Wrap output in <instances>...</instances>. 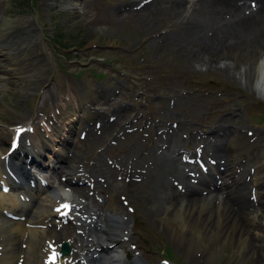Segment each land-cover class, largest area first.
Instances as JSON below:
<instances>
[{"label":"rangeland","instance_id":"obj_1","mask_svg":"<svg viewBox=\"0 0 264 264\" xmlns=\"http://www.w3.org/2000/svg\"><path fill=\"white\" fill-rule=\"evenodd\" d=\"M137 1L81 0L77 2L78 8L75 10L67 5L71 0H0L4 18L33 17L37 28L35 32L42 37V43L36 42L34 50L27 53L28 60H34L31 65L35 66L36 74L28 81L16 80L10 92L0 96V108L10 109L8 114H0V129L7 128L12 121H18L16 118L20 114L33 110L38 116L51 113L52 105L60 102L69 82L73 81L67 77L79 79L76 85L78 90L81 81L92 91L103 90L104 98L96 100L93 107L106 113L107 118L112 117L114 122L108 123V128L101 130L99 136L78 142V149L67 158L73 161V164L67 165H74V170L80 169L84 173V179L90 180L86 183L81 181L82 185L72 189L82 194L87 193L98 204V198H102V195L109 196L116 191L121 199H117V202H122L125 206L123 209L131 228V244L137 246L143 262L152 264L169 255L167 259L170 258L176 264H210L197 257L202 250L193 249L191 254L182 250L155 216L163 204V185L171 182V178L167 179V176L177 173V169L173 167L171 171H167L172 162V150L175 146L183 147L186 143L192 147L199 143L194 141V135H191V140L187 133H195L205 120L213 122L219 119L225 125L234 124L241 130L249 129L250 133L264 137V91L260 93L255 88L248 67L241 69L245 65L250 67L251 57L255 54L248 44H244L235 54V64L230 59L231 64L223 63L219 61V56L206 54L203 51L204 42L208 40L213 47L219 45L214 40L216 36L211 39L206 36L211 35L210 32L214 29H210L212 22L208 20L211 18L208 16V19L203 9L197 8L198 4L185 17L175 11H166L168 5L163 9L164 3L159 10L152 11L149 8L148 12L141 13L140 9L133 6ZM152 1L158 0H150ZM165 2L169 4L171 1ZM187 5L190 6L191 3L186 2L184 8ZM78 9L81 10L80 14L77 13ZM246 34L253 41L260 39L254 28L249 29ZM187 35L197 39L176 44L179 37ZM226 65L228 67L225 68ZM40 67H43L42 71H38ZM109 76H114L118 82ZM72 83L76 84L75 81ZM91 94L90 91L89 95ZM118 107L125 108L118 113ZM227 117L235 120V123L226 122ZM178 122L188 124L187 128H182L179 124V138L172 128V124ZM101 128L102 126L99 129ZM3 132L9 131L3 128ZM1 137L3 133L0 130ZM0 140L4 148V143ZM262 151L256 184L264 186V146ZM111 161L115 162V167L111 168L119 174V178H115L113 172L109 177L106 172ZM141 168L146 169L150 175L149 179H145L147 186L143 185L142 177H138ZM164 169L167 171L166 176L165 173L163 175ZM119 170H124V173L136 170L134 176L141 180L134 182L135 185L125 183L122 179L125 174L120 175L122 172L119 173ZM162 177L166 180L165 183H162ZM99 178L106 181L98 183ZM47 179L52 178L48 176ZM52 181L54 182L53 179ZM258 188L264 190V187ZM92 226L89 224V231L95 234L96 228ZM67 229L70 232L72 230L71 227ZM78 236L81 237L82 233H78ZM202 236L205 237L204 234ZM190 237L186 233L185 243L190 241ZM19 240L20 235L17 236V245ZM36 240L30 247V259L35 258L34 262L40 260L44 247L40 238ZM208 241L207 252H216L214 258L217 261L214 259V264H264V225L257 227L254 234L250 233L248 245L251 243V249L237 251L234 230L227 238L214 237L212 241Z\"/></svg>","mask_w":264,"mask_h":264},{"label":"bare ground","instance_id":"obj_2","mask_svg":"<svg viewBox=\"0 0 264 264\" xmlns=\"http://www.w3.org/2000/svg\"><path fill=\"white\" fill-rule=\"evenodd\" d=\"M76 1L77 0H71V2L67 3V5L74 6V3ZM165 1H171V2L167 4V2ZM138 2L139 1L133 4L137 5L139 4ZM186 2L187 4L190 2L191 5L190 6L187 5L184 8ZM162 3L165 4L163 5V9H165L164 7L168 5L166 8V11H170V12L175 11V13H179V14L181 13L185 17L187 14H189V12H193L195 10L194 9L195 5L198 4L197 8L203 9L204 10L203 12L207 17L209 16L210 18L212 17L214 19H219V22H218V24L220 23L219 32H218V28H215L214 31L210 32L212 33L211 35H206V36H209L210 39L213 36H216V39L214 40L218 42L219 47L217 46L213 47V45H209L208 40H207L206 42H204L205 46L203 47V51L206 54L208 53V55L212 54V56L214 57L219 56L220 62H223V63L228 62L229 64L231 63L235 64L234 63L235 54L238 52V50L242 49L244 44H248L251 52L254 53L255 55L251 57L252 59L250 62V67L247 65L245 66L241 65L242 66L241 69L248 67L247 70L249 72V75L253 77L252 80L254 81V86L256 88L257 87L264 88V0H158V1H152L150 3H147V5L141 6L140 12L141 13L148 12L149 8H152L151 9L152 11H156V9L159 10L161 9ZM161 14L162 13H160V15ZM251 28H254L257 30L258 32L257 37H259L260 39H257V40L255 39L256 41H253L248 38L246 32ZM184 36L179 37L177 39L176 41L177 45H181L182 41L183 42L189 41V40L194 41V39H197L196 37L192 35L191 37H189L188 35L187 37H184ZM177 37H178V34H177ZM41 38L42 37H40L38 33L35 32V26L33 24V20L31 19L29 20L28 18L25 17V18H18V19H5L4 18L0 20V56H1L0 57V91L8 92L11 86L16 83V80H18V77H21L22 75H24L23 77L27 81L32 79L34 74H32L30 70L28 69L29 65L26 64L27 63L26 59L28 58L26 56H27V53L33 49L32 46H34L36 42H39L40 44L42 43ZM168 40H170V38ZM170 42H173V41H170ZM211 43L214 44L212 41ZM12 50L14 52L13 56L15 57H13L10 54ZM5 51L8 53H5ZM253 51H256V52H253ZM229 59L231 60V63ZM224 67L226 68L228 66L226 65ZM20 72L22 73L19 74ZM251 73H253V75H251ZM27 86H30V85H27ZM27 86H25V88ZM2 111H3V108H0V112ZM82 115L86 116V118L89 117L87 114L85 115V113H82ZM82 115L80 117H82ZM17 124L18 123L14 125H17ZM43 124L45 127L46 135L52 140L54 144V145L52 144V146H54L52 148V151H53L52 156L49 155L48 160L45 163L47 167L50 169L55 165L53 162L55 161L53 160V154L55 155V153H60V150H61L60 144H59L60 142L58 141H60L63 133L57 135L60 137H56L54 133L55 130L53 131V129L50 127V124L45 122V120L43 121ZM63 125H65V123ZM37 126H39L38 123L34 126L33 134L26 133L25 135L28 138L30 137L32 138L31 141L34 145L38 144V139H34V135L40 134L39 128ZM98 131L99 130L95 132V135L98 134ZM13 133L15 135V132ZM13 133L12 134L5 133L6 135L4 139L7 142H10L9 146L12 144V141H10L9 139H11V136L13 135ZM65 133H67V130L65 131ZM240 134L241 133L238 132L237 135H235L233 138L229 140V143L227 144V146H228V150L230 151H228L225 155L219 154V160H230L229 166L234 165V163L236 164L238 162V157L240 155H245L251 147L249 140H246V138ZM66 137L67 135L65 136V138ZM258 139L259 137L256 139V141ZM256 141L253 143V145H256ZM171 147H173V145ZM72 162L73 161H70L69 163H72ZM177 166L179 167L178 164ZM74 168L75 166L71 165L70 168L68 169L70 174L68 173L66 174V176L71 175L73 178L74 174L72 171ZM102 168L100 169L102 170ZM141 169L142 170L139 173L138 177L139 178L142 177V180L141 179L140 180L142 181L143 185L147 186V182L145 181V179H149L150 175L148 174V171L146 169H143V168ZM144 170H146V173L144 172ZM112 171L113 170L111 169L107 170L109 177H111ZM228 171H230V175L234 177L232 182L239 180V178L235 175V172H233V168H229ZM113 173H114L113 175L115 178L119 176L118 173H115V172ZM119 173L120 175L125 174L124 178H122V176L121 178L122 179L128 178L130 185H135L134 183L136 182L135 179L138 178L134 176V174L136 175V170H134L133 172L126 171V173H124V170H123V171H119ZM5 178H6L5 171L2 168H0V181L2 183L1 185H6V183L9 181V179H5ZM120 186L121 185H119V187ZM198 186L199 184L193 185L194 188H198ZM61 192L62 193L64 192L63 189H61ZM67 194L69 195V193ZM210 195H213V194L210 193L207 196H210ZM215 198L218 199V201L216 202L217 205L215 201H212V198L199 197V195L197 194H194V195L188 194V196L185 197L183 196V194L178 192L176 188L173 191H172V188H169L167 195L165 196V198H163L164 200H163V204L161 208L159 209V211L156 212L157 215L154 213V215H156L155 217L157 218L158 223L165 227L164 229L167 231V234L171 236L177 244H179L182 250H185L187 254H191L193 249H200L202 250V254L200 257L201 260H204L206 263L208 262L210 264H213L216 252L215 251L207 252V245L209 244L208 240L212 241L214 237L227 238L234 230L237 251H243V250H246V248L251 249V245H250L251 243L248 245L250 233L254 234V231H256L257 227H261L262 225H264V208H260L258 206V204L261 203L262 200L264 201L263 189L261 190L259 189L257 193L256 192L254 193V198L256 199L255 203L249 200V205L245 207L244 209H241L239 212H237L238 210L236 209L233 210V208L229 205L230 203L226 201L227 199L226 197L219 198L216 196ZM0 199H1V195H0ZM45 202H47V204H45L46 206H42L40 208V217L43 219H45L44 217L46 215L55 213L52 210L56 212L64 211V209L58 208L57 207L58 204L55 203V201L52 200L51 198H47ZM53 208H55L56 210ZM110 209H112V211L114 210L115 213L112 214L110 212ZM82 211L85 214H88L89 218H95L93 220V223L97 227L96 232L94 235H91L92 234L91 232L90 233L86 232L88 234L85 239H80L78 236L75 237L73 240L74 246L71 244L72 248L76 250L75 253H72V255H70L66 259H56L57 262H60L61 264H66V262H68V264H74V263L80 264L79 261H81L82 258L84 260H87L85 256L89 255L90 252H92L93 254L94 253L100 254V258H97V260L100 259L102 261V264H143L141 260L139 259V257L134 258L132 262H127L128 261L127 256H126L127 253L130 252L132 256L136 254L134 250L130 251L128 249L129 247L128 245L129 236H128V230H127L128 224L126 221H124L125 213H124V210L122 209L121 203L117 202L114 196H109L104 214L102 213L98 214L96 210L91 209L86 206H83ZM1 226L3 225H0V230L1 232H3V234L4 233L15 234V231L12 230V228H9L8 231H5L6 229H3ZM11 227L16 228V226H11ZM186 233H189V235H191L190 241L186 244H183V242L186 241L185 239ZM203 234L205 235L204 238L202 236ZM35 235H32V236H35ZM65 239H68V240L70 239V241H72V238L70 237V231L66 228L61 229L56 234H54L51 238H47L48 244H47V248H45V251L43 252V259H44V254L49 253L50 250H54V249L56 250L58 248V246L56 247V244ZM12 241L14 240H11V241L8 240L5 243V246L4 247L2 246V250L0 251V264H13L14 263L15 256L12 255L13 249L11 250V247L13 245ZM78 243H81V244H78ZM85 248L86 250L83 251ZM77 258L79 259L75 262ZM43 259L41 261V264H44L45 262V261L43 262ZM258 262L259 260H257L256 263ZM24 264H28V263L24 262Z\"/></svg>","mask_w":264,"mask_h":264},{"label":"water","instance_id":"obj_3","mask_svg":"<svg viewBox=\"0 0 264 264\" xmlns=\"http://www.w3.org/2000/svg\"><path fill=\"white\" fill-rule=\"evenodd\" d=\"M65 250L68 252V248L66 247ZM65 250H62L61 255L65 253Z\"/></svg>","mask_w":264,"mask_h":264}]
</instances>
